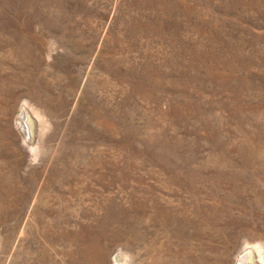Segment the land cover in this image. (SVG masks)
I'll return each instance as SVG.
<instances>
[{
	"label": "rangeland",
	"instance_id": "374dc122",
	"mask_svg": "<svg viewBox=\"0 0 264 264\" xmlns=\"http://www.w3.org/2000/svg\"><path fill=\"white\" fill-rule=\"evenodd\" d=\"M256 245L264 0H0V264H238Z\"/></svg>",
	"mask_w": 264,
	"mask_h": 264
},
{
	"label": "bare ground",
	"instance_id": "6f19581e",
	"mask_svg": "<svg viewBox=\"0 0 264 264\" xmlns=\"http://www.w3.org/2000/svg\"><path fill=\"white\" fill-rule=\"evenodd\" d=\"M30 111H32V110H30ZM30 111L29 112H28V110H26L25 112L22 111L23 113H25V116H27L26 120H28V123H29L28 125L26 124L27 126L23 123L25 121V117L23 116L22 112L19 113V119L23 120V122L21 121L22 122L21 123L19 120H17V121H19V130L21 129L22 132L24 131V136L27 137L26 140L29 138L30 139L33 138L35 135V131L39 128V127L38 128L35 127L36 126L35 121L33 120V117H32L33 114L31 115L30 113H32V112H30ZM38 120H39V118H38ZM31 124L33 126L32 128L30 126ZM17 125H18V123H17ZM38 131H39V129H38ZM38 131H37V135L39 133ZM21 135H23V134H21ZM35 142H36V140H35ZM35 142H34V144H36ZM262 248H263V246H262ZM253 249H254V251H252V250L244 251L243 254H240V256L238 257V262H239L238 264H259V263L264 264V252L262 251L261 246H257V245L253 246Z\"/></svg>",
	"mask_w": 264,
	"mask_h": 264
}]
</instances>
